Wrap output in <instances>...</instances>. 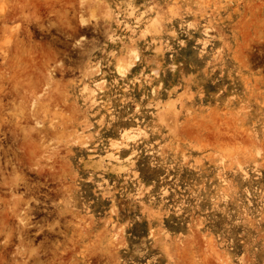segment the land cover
<instances>
[{
    "label": "rangeland",
    "instance_id": "374dc122",
    "mask_svg": "<svg viewBox=\"0 0 264 264\" xmlns=\"http://www.w3.org/2000/svg\"><path fill=\"white\" fill-rule=\"evenodd\" d=\"M0 264H264V0H0Z\"/></svg>",
    "mask_w": 264,
    "mask_h": 264
},
{
    "label": "bare ground",
    "instance_id": "6f19581e",
    "mask_svg": "<svg viewBox=\"0 0 264 264\" xmlns=\"http://www.w3.org/2000/svg\"><path fill=\"white\" fill-rule=\"evenodd\" d=\"M50 10H51V9H50ZM50 56H51V55H50ZM51 57H52V56H51ZM48 62H49V61H48ZM126 69H127V68H126ZM44 71H45V70H44ZM38 74H39V73H38ZM41 78H42V77H41ZM44 78H45V77H44ZM50 78H51V77H50ZM52 78H53V77H52ZM40 81H41V80H40ZM43 81H44V80H43ZM43 81H42V82H43ZM44 82H45V81H44ZM46 82H47V80H46ZM47 84H48V82H47ZM48 85H49V84H48ZM46 86H47V85H46ZM57 86H58V85H57ZM57 86H56V87H57ZM42 88H43V87H42ZM52 89H53V88H52ZM39 90H40V89H39ZM49 91H50V90H49ZM40 93H41V92H40ZM49 93H50V92H49ZM60 94H61V93H60ZM36 95L39 96V94L34 93V97H35ZM47 95H48V94H47ZM42 99H43V98H42ZM46 99H49V98H46ZM34 100H35V98H34ZM35 101H36V100H35ZM42 101H43V100H42ZM40 103H41V102H40ZM56 103H57V102H56ZM57 105H58V104H57ZM40 106H42V112H43V109H44V108H43V104H42V105L40 104ZM44 106H45V105H44ZM47 106H48V105H47ZM46 108H47V107H46ZM46 108H45V109H46ZM45 109H44V110H45ZM36 110H37V109H36ZM38 110H39V109H38ZM35 112H36V111H35ZM39 112H40V111H39ZM35 114H36V113H35ZM36 116H37V114H36ZM36 116H35V117H36ZM45 116H46V115L43 114L44 121H46ZM54 116H55V115H54ZM46 117H47V116H46ZM51 118L53 119V117H51ZM39 119L42 120L41 117L39 118V117L37 116V120H39ZM41 123H43V121H42ZM43 125H44V123H43ZM45 125H46V124H45ZM50 125H51V123H50ZM51 126H53V123H52ZM46 131H47V130H46ZM44 132H45V131H44ZM48 132L50 133L49 130H48ZM48 132H47V133H48Z\"/></svg>",
    "mask_w": 264,
    "mask_h": 264
}]
</instances>
